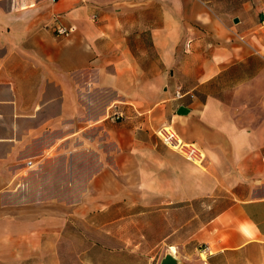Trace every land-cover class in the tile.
I'll use <instances>...</instances> for the list:
<instances>
[{
	"label": "crops",
	"instance_id": "obj_1",
	"mask_svg": "<svg viewBox=\"0 0 264 264\" xmlns=\"http://www.w3.org/2000/svg\"><path fill=\"white\" fill-rule=\"evenodd\" d=\"M263 14L264 0H0V264H61L67 223L89 213L195 202L212 216L169 246L177 264H264ZM163 125L203 162L163 146Z\"/></svg>",
	"mask_w": 264,
	"mask_h": 264
},
{
	"label": "rangeland",
	"instance_id": "obj_2",
	"mask_svg": "<svg viewBox=\"0 0 264 264\" xmlns=\"http://www.w3.org/2000/svg\"><path fill=\"white\" fill-rule=\"evenodd\" d=\"M206 205L195 202L190 208L177 206L169 214L151 211L150 207L119 205L105 213L74 219L63 233L61 264H158L169 246L177 254L180 244L174 243H181L186 232L212 216ZM191 218L195 224L181 231ZM175 228L178 232L173 239L163 240Z\"/></svg>",
	"mask_w": 264,
	"mask_h": 264
},
{
	"label": "built area",
	"instance_id": "obj_3",
	"mask_svg": "<svg viewBox=\"0 0 264 264\" xmlns=\"http://www.w3.org/2000/svg\"><path fill=\"white\" fill-rule=\"evenodd\" d=\"M54 33L61 36H67L69 34V29L58 25L54 27ZM105 118L110 120L123 119L124 113L118 107L110 105L105 114ZM154 134L163 146L177 153L184 160L193 164H201L203 162V152L195 144L182 141L169 125L158 127L155 129ZM261 160L264 165V156L261 157ZM25 164L28 168L33 165L30 160H27Z\"/></svg>",
	"mask_w": 264,
	"mask_h": 264
},
{
	"label": "water",
	"instance_id": "obj_4",
	"mask_svg": "<svg viewBox=\"0 0 264 264\" xmlns=\"http://www.w3.org/2000/svg\"><path fill=\"white\" fill-rule=\"evenodd\" d=\"M234 22H236V19H234ZM182 107L179 108L181 110ZM177 259L170 253L165 254L159 261L158 264H177Z\"/></svg>",
	"mask_w": 264,
	"mask_h": 264
},
{
	"label": "bare ground",
	"instance_id": "obj_5",
	"mask_svg": "<svg viewBox=\"0 0 264 264\" xmlns=\"http://www.w3.org/2000/svg\"><path fill=\"white\" fill-rule=\"evenodd\" d=\"M170 254L174 255V253L169 252Z\"/></svg>",
	"mask_w": 264,
	"mask_h": 264
}]
</instances>
